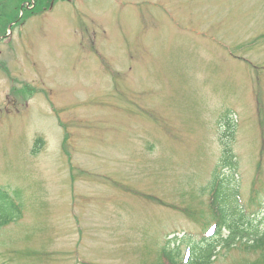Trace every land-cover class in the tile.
<instances>
[{
	"label": "rangeland",
	"instance_id": "1",
	"mask_svg": "<svg viewBox=\"0 0 264 264\" xmlns=\"http://www.w3.org/2000/svg\"><path fill=\"white\" fill-rule=\"evenodd\" d=\"M21 2L0 3V264H169L222 208L264 231V0Z\"/></svg>",
	"mask_w": 264,
	"mask_h": 264
},
{
	"label": "trees",
	"instance_id": "2",
	"mask_svg": "<svg viewBox=\"0 0 264 264\" xmlns=\"http://www.w3.org/2000/svg\"><path fill=\"white\" fill-rule=\"evenodd\" d=\"M3 1L5 0H0V3ZM17 8L19 9V7ZM6 27L7 26H5V28ZM37 143L41 144V139H38ZM39 148L40 147H37L36 149L38 150ZM225 163H227V161ZM228 164H233V162ZM227 211L228 212H225V208H222L221 226H225L229 230V235L224 237L219 229L217 235L213 238L203 239V242L194 247L193 257L189 264H213L214 259L218 256L222 247L230 248L237 242V239L241 237L243 239L249 236L246 226H248L251 221L243 215L238 214V212L235 213L236 211L231 208H228ZM0 222L6 223L8 221L3 220ZM256 234L257 235L252 237V243L248 244V248H264V232ZM172 256L174 255L172 254ZM172 259L176 262L174 257H172Z\"/></svg>",
	"mask_w": 264,
	"mask_h": 264
}]
</instances>
